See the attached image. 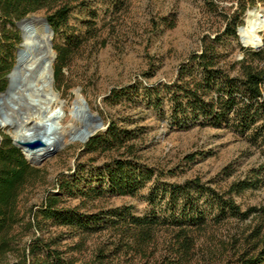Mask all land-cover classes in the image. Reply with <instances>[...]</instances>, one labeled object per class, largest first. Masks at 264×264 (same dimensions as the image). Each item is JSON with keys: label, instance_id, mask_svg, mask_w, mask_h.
<instances>
[{"label": "rangeland", "instance_id": "obj_1", "mask_svg": "<svg viewBox=\"0 0 264 264\" xmlns=\"http://www.w3.org/2000/svg\"><path fill=\"white\" fill-rule=\"evenodd\" d=\"M70 1L73 9L67 23L52 36L56 53L53 87L63 101L65 116L60 121L63 134L58 138L57 152L38 166L37 181L24 188L19 206L28 223L48 191L58 192L59 180L64 179L65 184L70 175L76 174L72 182L77 196H67L66 191L61 206L78 207L83 214L109 209H117L119 214L103 217L104 227L93 233L72 232L67 226L52 221H45L43 231L24 227L17 231L22 230L23 241L34 235L53 238L56 242L53 246L77 263L178 264L176 254L167 250L166 239L171 236L167 227L158 228L156 239L141 249L130 237L125 218H121L126 212L141 216L149 212L151 207L146 196L153 180L137 195L81 194L82 188L108 187V180L100 170L112 155L127 149L87 152L85 143L74 138L76 129L83 125L81 119L70 125L78 99L77 89L90 110L102 117L104 126L115 121L137 134L128 144H134L132 151L141 164L155 168L154 178L159 176L166 182L199 178L201 183L219 192L227 190L232 182L245 177L251 167L264 163V157L229 129L199 124L180 127L171 119V101L160 84L172 82L179 65L200 52L202 38L220 33L232 14L237 17L236 36L223 37L218 47L219 64L231 74L237 73L241 61L258 64L251 51H261L264 55V25L258 31L261 37L258 48L241 42L238 34L242 35L240 27H248L247 19L251 17L248 12L258 11L264 5L257 3L254 11V7L239 11L236 0ZM46 13L47 9H41L33 14ZM7 27L13 29L10 25ZM9 42L16 58L20 44L14 38ZM56 68H61L58 77ZM145 86L158 87L150 94ZM157 94L164 98L159 107L150 98ZM13 105L26 107L16 97L6 101L2 110L10 114ZM56 105L53 107L58 109ZM3 132L14 137L10 128L0 127V135ZM231 196L242 210L260 207L264 205V185L234 192ZM260 221L251 215L243 221L229 219L200 229L196 232L197 249L189 264H215L221 255L219 252L223 251L221 243L228 244L235 239L241 242L243 235ZM14 261L15 257L10 255L6 262Z\"/></svg>", "mask_w": 264, "mask_h": 264}, {"label": "trees", "instance_id": "obj_2", "mask_svg": "<svg viewBox=\"0 0 264 264\" xmlns=\"http://www.w3.org/2000/svg\"><path fill=\"white\" fill-rule=\"evenodd\" d=\"M236 2L239 11L257 3L264 5V0ZM41 9H47L45 16L56 32L67 23L73 6L70 0H0V92L7 88L8 74L16 63L9 41L14 38L16 44L22 42L16 22ZM236 20L235 14L229 15L220 33L204 36L200 52L193 53L179 65L172 82L160 85L171 101V119L180 127L199 124L229 129L257 148L264 157V55L261 51H251L258 64L241 61L236 74L219 64V44L224 36H236ZM55 73L58 77L61 68H56ZM157 87L145 86L144 89L151 94ZM158 94L153 99L150 97L157 107L164 99ZM136 135L111 121L105 130L84 144L87 152L119 151L122 147H126L127 152L112 155L101 168L108 187L82 188L81 194L137 195L153 180L146 196L151 207L149 212L143 216L126 212L121 218H125L130 237L141 249L148 241L156 239L158 228L167 227L171 231V236L166 239L167 250L176 254L178 264L192 262L197 249L196 232L200 229L229 219L243 221L251 215L260 218L261 221L243 235L241 242L235 239L220 244H223V251L219 252L221 255L215 264H264V205L242 210L231 196L234 192L264 185V163L251 167L245 177L232 182L221 192L201 183L199 178L166 182L159 176L154 178L155 168L141 164L134 156V144L128 143ZM39 172L40 168L32 165L13 138L3 132L0 135V264H7L10 255L15 261L8 264H99L97 261L77 263L53 246L56 243L53 238L34 235L25 241L21 239L19 227L35 228L38 232L45 229V221H52L67 226L72 232L93 233L104 227L101 224L103 217L119 214L117 209L83 214L78 207L61 206L66 191L67 196H77L76 185L72 182L76 174H72L65 184L64 179L59 180L58 192L48 191L33 219L25 222L19 206L20 196L27 185L37 181Z\"/></svg>", "mask_w": 264, "mask_h": 264}, {"label": "bare ground", "instance_id": "obj_3", "mask_svg": "<svg viewBox=\"0 0 264 264\" xmlns=\"http://www.w3.org/2000/svg\"><path fill=\"white\" fill-rule=\"evenodd\" d=\"M258 11L249 13L251 17L247 19L248 27L243 28L241 31L243 42L249 46L259 43V39L261 38L259 37L258 31L264 25V15L262 16V14H260L261 11ZM37 40L48 44V51L46 53L48 60L41 65L40 59L36 58L27 66L25 83L16 93L19 101L23 100L26 103V107L21 105L17 108L13 105L10 108L11 113L7 114V118L0 119V127L12 129L14 138L23 140L34 138L39 135L45 137L47 131L53 127H59V138L62 136L64 129V126L60 123L62 117L65 116V112L62 108L63 101L60 98V94L54 90L51 80V57L53 53L49 47V36L40 34L39 38L33 37V35L27 38V42L29 43L36 42ZM77 93L78 99L73 106L70 125H75L80 119L79 113L84 115L87 114V106L82 101L84 97L79 95L81 93ZM56 103H60V105L58 106ZM17 104L19 106V103ZM54 105H56L58 109L54 108ZM22 110H26L24 111V115H22ZM89 111L93 113L90 108ZM92 126L93 123H90L86 129L90 130ZM81 128L82 126L76 129L77 134L74 138L83 141V133H79ZM41 131L43 132L41 133Z\"/></svg>", "mask_w": 264, "mask_h": 264}, {"label": "water", "instance_id": "obj_4", "mask_svg": "<svg viewBox=\"0 0 264 264\" xmlns=\"http://www.w3.org/2000/svg\"><path fill=\"white\" fill-rule=\"evenodd\" d=\"M256 9L257 8L254 7L252 10L254 11ZM259 10L264 13V8H259ZM16 25L21 31L22 42L20 43V47L17 49L16 63L8 74V86L4 91L0 92V119L7 118L8 114L2 110L3 104L10 98H16V93L24 85L27 74V66L36 58L40 59L41 65L46 63L48 60V56H46L48 44L38 40L36 42L29 43L27 42V38L29 36L33 35V37L36 38H39L40 34H46L49 36V47L53 53L51 57V80L52 82L54 80L53 62L56 59V53L53 51L52 43L54 30L48 18L45 15L31 14L18 20ZM241 29H243V27L239 28V30ZM238 35L241 42H243V37L240 34ZM260 45V43H257L252 45V47L258 48ZM77 92H79V89H77ZM82 101L87 106V114L84 115L79 113L80 119L83 121V125L79 130V133H83V142L86 143L97 132L105 130L106 126H104L103 119L99 114H95L94 112L91 113L89 111L87 100L82 98ZM90 123H93V126L90 130H87L86 128ZM42 132L43 131H41V133ZM58 136L59 127H53L47 131L45 137L39 135L27 140L13 137V142L21 148L27 160L32 165L40 166L47 158L54 155L59 149V140L57 139Z\"/></svg>", "mask_w": 264, "mask_h": 264}]
</instances>
